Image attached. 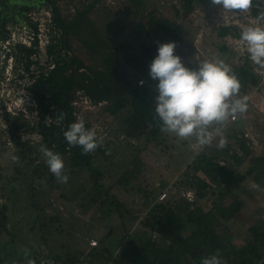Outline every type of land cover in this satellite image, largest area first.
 I'll use <instances>...</instances> for the list:
<instances>
[{"label": "trees", "instance_id": "obj_1", "mask_svg": "<svg viewBox=\"0 0 264 264\" xmlns=\"http://www.w3.org/2000/svg\"><path fill=\"white\" fill-rule=\"evenodd\" d=\"M40 1L35 6H24L20 12L24 14L30 9L38 10L45 5L50 8L54 28L47 45V55L54 66L46 68L47 70L40 66L42 71L28 88L36 102L37 115L33 120L18 117L19 121L9 122V115L5 114L8 120L6 134L10 135L15 145L20 146L23 159L28 157L29 165L26 167L30 166V172L15 169L16 175L12 174L10 179L23 175L21 179L29 187L28 195L31 199L35 197V188L32 186L35 181L44 184L56 179L39 151L43 144L58 152L63 161H67V173L86 171L94 187L105 189L106 198L115 212L124 216V212L128 213V210L120 199L109 192L111 184L131 187V180L136 181L135 188L152 199L151 184L144 172L146 164L139 154L133 155L127 162L128 165L118 162L107 144L109 141H103L102 146L90 154H83L79 146H69L63 133L77 120L73 101L76 100L77 93H80L93 104L105 102L104 109L108 114L123 113L125 138L150 136L152 141L163 146V150L169 144L183 143L186 148L183 153L190 154L192 141L179 142L173 135L168 140V134L160 130V122L155 114L157 93L154 88L147 84H137L140 75L149 76V61L157 55V42H175L177 45L183 38L182 31L174 20L162 15L154 6L143 12L139 8L143 0H123L124 14L134 23L140 37L133 46L125 39H113L107 32V27L101 28L90 17V11L100 0H91L77 8L70 19H65L60 14L56 0ZM179 1L184 14L192 9L194 0ZM254 4H259V1L253 0L251 8L256 17L264 9ZM8 32L6 22H3L0 25V38H5ZM21 49L20 59L26 57L25 64L29 65L28 57L34 50ZM184 64L195 69L189 63ZM231 70L241 84L239 97L247 96L257 84L258 78L245 65ZM61 115L64 116L63 120L59 119ZM84 120L85 127L91 128V122ZM259 124L255 122V130L262 132L263 127ZM27 132H36L40 141L35 144L28 141L21 143L22 134ZM233 137L239 152L228 148L227 143L223 149L218 148L213 152L203 149L192 160L186 158L188 161L182 184L185 188L194 190V201H188L185 197L178 200L153 198L142 221L141 233L137 232L135 236L127 234L120 248L112 249L102 239L103 246H93L92 249L106 253L112 264H201L204 258L215 254L217 250L224 264H264V215L248 225L244 243L234 245L227 241L232 236L226 223L243 206L239 197L235 196L229 202L226 201L227 197L236 191L252 194L244 182L264 178V151L254 153L243 133L234 131ZM258 139L264 143V136ZM246 158L245 169L241 170L239 165ZM263 190L264 188L258 189L257 192L261 193ZM208 193L218 194L223 201H215L206 209L200 199ZM32 204L38 206L37 200ZM6 224L7 207L0 204V235L7 231ZM152 232L160 236L159 241L151 237ZM16 255L15 251L2 252L0 249V264L23 262V257L15 260ZM28 255L32 257L33 264H45L41 260L47 258L59 264H79L70 255L65 258L58 254L39 257L34 251H28Z\"/></svg>", "mask_w": 264, "mask_h": 264}, {"label": "rangeland", "instance_id": "obj_2", "mask_svg": "<svg viewBox=\"0 0 264 264\" xmlns=\"http://www.w3.org/2000/svg\"><path fill=\"white\" fill-rule=\"evenodd\" d=\"M89 1L91 0H56V4L63 18L70 19L77 8L83 7ZM122 1L100 0L90 11V17L101 28L107 27V32L116 41L125 39L135 46L140 37L134 23L124 14ZM258 1L259 4L254 5L264 9V0ZM40 2V0H0V25L6 22V29L15 28L19 25L17 23L20 18L26 15L20 10L26 5L35 6ZM153 6L180 27L183 38L177 44L175 54L181 57L183 63H189L196 68L205 60H222L230 68L245 65L256 75L258 82L247 95V111L229 120L226 128L223 129V135L227 138L228 148H234L239 152L233 133L234 131L243 133L248 139L249 148L256 154L262 153L264 143L258 138L264 136V68L250 60L246 45L240 38L242 29L254 23L255 16L251 9L245 13L227 12L212 5L211 0H194L192 9L186 14L179 0H143L139 8L144 12ZM45 10L52 13L46 5L38 10L30 9L28 12L43 14ZM46 50V46L38 48L37 58L46 59ZM129 72L133 74V71L129 70ZM141 78L144 80L143 84L152 86L155 90L158 81L152 80L150 76L140 75L137 84ZM17 90L15 88L11 93L13 99L19 96ZM244 96L246 95L240 97ZM82 97V94L77 93L75 97L77 102L73 106L74 113L79 118L83 117L91 122V128L96 129L99 140L109 141L107 144L118 162L128 165L127 162L133 155L141 156L146 164L144 172L151 184L152 199L142 195L135 188L136 181L131 180L133 183L131 187L111 184L109 192L120 199L128 210V213L124 212V216H121L107 200L105 189L94 187L86 171L67 173L69 179L66 183L58 182L57 179L44 184L35 181L32 185L35 188V197L31 199L28 195L29 187L21 179L23 175L10 179L11 175L17 172L15 169L30 172V166L26 167L29 165H27L28 157L23 159L20 146L14 144L10 135L6 134V128L0 124V204H5L7 207V231L0 235V249L2 252L15 251L17 254L15 260L23 257V262L17 261L19 264H33L28 251L36 252L39 257L58 254L65 258L70 255L79 264H112L107 259L106 253L92 249L89 244L90 239L97 240L96 247L103 246V239L104 244L110 245L112 249L120 248L127 234L135 236V233H141L142 221L153 203V198L160 200L159 195L162 192L166 195L161 200L167 198L178 200L180 197H185L188 201H194L196 198L194 190L185 188L182 180L188 161L186 158L192 160L193 156L202 150L194 149L190 145L192 151L186 154L183 153L186 149L183 143L169 144L163 150V146L152 141L150 136L125 138L122 112L110 115L104 109L105 102L91 106L82 100ZM9 106L15 111L18 110L16 105ZM7 115L9 122L19 121L18 117L27 119L23 114L9 112ZM255 122H259L263 127L262 132L255 130ZM171 136L168 134V140ZM20 140L21 143L28 141L30 144H35L40 141V136L36 132H27L22 134ZM218 140L219 137L214 139L211 146L204 148L205 151L213 152L218 149ZM178 141L180 142L179 138ZM247 160L246 158L239 165L241 170L245 169ZM64 164L68 171L67 161H64ZM253 183L259 185V189L264 188V178L250 183L246 181L244 185L252 194L236 191L226 200L229 202L237 196L243 201L241 211L226 223L232 236L227 241L234 245L244 243L248 225L264 215V190L258 193V189L252 187ZM36 200L38 206L32 204ZM215 201H223V199L215 193H208L200 199L206 209ZM43 220L44 224H42ZM222 231L225 233V229ZM151 237L160 240V236L155 232L151 233Z\"/></svg>", "mask_w": 264, "mask_h": 264}, {"label": "clouds", "instance_id": "obj_3", "mask_svg": "<svg viewBox=\"0 0 264 264\" xmlns=\"http://www.w3.org/2000/svg\"><path fill=\"white\" fill-rule=\"evenodd\" d=\"M211 4L232 13L249 12L253 0H211ZM21 20V19H20ZM250 60L264 68V11L258 13L252 25L245 26L240 34ZM158 43L157 55L149 65V76L158 81L155 86V114L160 130L181 141H192L194 149L203 150L219 137L217 147L227 146L223 135L229 120L247 111L248 97H239L241 84L229 65L222 60H205L195 69L185 66L175 54V42ZM144 82L140 81L142 85ZM239 97V98H238ZM60 120L64 116L59 117ZM71 147L79 146L83 154H90L103 141L95 128H86L83 117L71 123L63 133ZM45 164L58 182L69 179L62 156L41 144ZM14 159H18L14 157ZM254 189L259 185L253 183ZM201 264H224L219 250L206 257Z\"/></svg>", "mask_w": 264, "mask_h": 264}, {"label": "built area", "instance_id": "obj_4", "mask_svg": "<svg viewBox=\"0 0 264 264\" xmlns=\"http://www.w3.org/2000/svg\"><path fill=\"white\" fill-rule=\"evenodd\" d=\"M25 17L17 23L18 26L15 28H9V32L5 38H0V124L3 127H7L8 120L5 114L18 113L25 115L28 119L33 120L36 117V102L33 99L29 86L35 80V77L39 75L42 71L40 66L46 68H52L54 63L50 58L41 60L37 58V49L41 46H46L50 43L51 30L54 28L52 22V13L48 10L43 11V14L38 12H26ZM40 14V16H39ZM21 48L33 49L29 55V65H26V59H20ZM47 53V50L45 51ZM34 66V67H31ZM143 81V78L139 79ZM18 89V98L13 99L11 93L14 89ZM82 100L89 103L91 106H97L91 103V101L82 97ZM77 102V99L73 101ZM102 102L98 103L101 104ZM3 105H6L3 106ZM9 105L18 106V110L15 111ZM30 108H33L32 110ZM76 114V113H75ZM77 118L79 116L76 114ZM232 120L234 118H231ZM166 193L162 192L159 195L160 200L165 197ZM91 247L97 245V240L92 238L89 240ZM41 263L45 264H59L58 262L52 260L51 258L42 259Z\"/></svg>", "mask_w": 264, "mask_h": 264}, {"label": "flooded vegetation", "instance_id": "obj_5", "mask_svg": "<svg viewBox=\"0 0 264 264\" xmlns=\"http://www.w3.org/2000/svg\"><path fill=\"white\" fill-rule=\"evenodd\" d=\"M19 21H20V20H19ZM19 21H18V22H19Z\"/></svg>", "mask_w": 264, "mask_h": 264}]
</instances>
